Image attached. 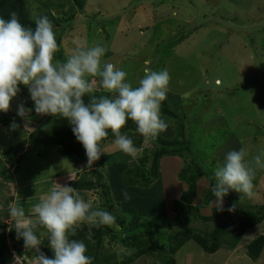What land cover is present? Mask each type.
Wrapping results in <instances>:
<instances>
[{"label":"rangeland","instance_id":"374dc122","mask_svg":"<svg viewBox=\"0 0 264 264\" xmlns=\"http://www.w3.org/2000/svg\"><path fill=\"white\" fill-rule=\"evenodd\" d=\"M27 1L33 18L49 10L45 4L52 5L50 10L59 16H65L58 11L60 5L64 12L69 8V0L66 3L64 0ZM71 1L74 4V0ZM149 1L86 0L84 14L61 25L62 61L72 54L75 48L72 41L79 38L86 47L104 46L107 51L102 64L110 62L127 71L134 85L143 76L145 60H151V67L156 71L168 70L167 100L174 110L184 111L187 137L191 143L189 156L200 161L206 171L205 184L200 181L197 205L201 206V212L211 213L215 200L209 206L205 203V195L215 183V165L222 163L225 154L231 150L245 148L247 159L251 161L264 149V0H154L152 5H148ZM23 87L26 88L25 93L20 91L5 115L19 125L17 105L24 102L26 107L33 108L27 121L20 119L24 130L21 138L13 137L0 121V127L3 126L0 128V224H7V234L10 229H15L9 212V205H13L15 199L25 213H34L32 209L41 197H47L57 182L63 184L69 180L65 173L74 166L68 165H75L76 169L82 167L69 162L58 148L50 144H38L29 151L25 150L19 169H10L8 161L6 164L2 162L1 158L5 161L10 157L18 159L19 142L27 141L32 131L50 127L55 120L54 116L35 113L28 87ZM97 90L109 98L116 95L107 93L99 83ZM161 115L167 123L171 122L174 130L169 131L168 127L162 134L175 136L178 121ZM114 140L102 142L105 154L88 171L85 168L78 174L93 178L91 170L101 171L115 196L121 198L123 206L129 203L141 205L142 202L129 191L131 200L124 199L122 192L125 190L121 189L123 185L120 182L122 167L119 164L125 166L124 162L138 158L141 152L135 158L128 156L116 147ZM145 146L151 149L152 145L146 142ZM10 147H13L11 152L5 156L3 150ZM172 168L176 169V166ZM172 168L163 170L162 187L157 185L156 192L149 196L156 206L159 205L156 200L175 197L176 193L168 194L167 190L169 184L174 188L176 181ZM80 176L74 174L71 179ZM256 176L254 196L249 199L245 195L240 200L241 194L232 191V201L239 204L238 209L229 215L223 214L210 224L234 226L240 212H246L255 205H264V169H257ZM82 197L85 201H92L95 207L103 202L99 193L93 190L84 192ZM229 204L225 198L224 208ZM165 213L167 216L168 212L160 210L155 216H164ZM32 215L33 218L26 217L34 224L39 223L38 217ZM207 225L200 220L191 223L195 230L204 229ZM258 225L249 229L238 243L225 241L214 254L205 252L191 240L176 254V264H264V250L257 261L247 254V245L257 235L264 234V221ZM7 241L10 245L14 243L9 236ZM41 241L42 250L44 244ZM105 244L109 253L115 251L121 258L126 253H133L110 243L109 239ZM28 251L35 255L34 250L24 247V255L27 256ZM143 259L132 264H142Z\"/></svg>","mask_w":264,"mask_h":264},{"label":"clouds","instance_id":"9594fccd","mask_svg":"<svg viewBox=\"0 0 264 264\" xmlns=\"http://www.w3.org/2000/svg\"><path fill=\"white\" fill-rule=\"evenodd\" d=\"M34 23V28L25 26L15 11L10 12V19L0 17V113L10 111L21 84L28 87L38 116L69 120L77 141L85 149L86 168H91L105 154L102 141L107 138L108 130L114 134V143L120 151L133 158L137 156L140 149L127 132H121L129 119L146 141L156 139L168 129L161 115V105L169 91L167 69L156 71L151 60H145L143 76L134 85L127 71L110 62L102 64L107 51L104 46L86 47L79 38L72 41L75 45L72 54L61 61L56 59L61 46L53 23L47 16L35 17ZM97 83L107 93L116 95L97 97ZM32 111L24 102L17 105V115L26 121ZM18 127L16 121L9 126L13 131ZM247 156V150L241 147L227 152L223 162L215 165L211 192L217 210L225 211V197L232 191L241 194L240 200L245 195L249 199L254 196L253 180L257 169H264V149L251 161ZM122 195L125 200L132 198L127 191ZM236 208L237 203H233L227 211L234 213ZM32 211L49 233L52 257L41 250L42 241L33 230L36 225L26 217L25 209L9 205L17 239H23L25 249L37 253L36 257L23 256L35 257L36 264H93L94 258L87 255L84 240L72 238L77 228L83 223L89 229L116 223L114 215L95 207L90 200L85 201L68 184L54 185ZM258 228L262 230L260 225Z\"/></svg>","mask_w":264,"mask_h":264},{"label":"trees","instance_id":"16d2710c","mask_svg":"<svg viewBox=\"0 0 264 264\" xmlns=\"http://www.w3.org/2000/svg\"><path fill=\"white\" fill-rule=\"evenodd\" d=\"M66 3L67 1L64 0ZM63 2V3H64ZM68 3V10L63 11L62 5L59 6V13H64L65 16L55 15L51 9L52 5L45 4L49 10L43 12L40 16H47L54 25L56 32L57 43L62 46L61 25L63 23L72 22L79 14L83 15L86 9V0H74V4ZM154 0H150L148 5H152ZM64 5V4H63ZM15 11L20 17V21L25 26L35 27L34 18L28 6L27 0H0V17L10 19V12ZM63 52L56 53V59L62 61ZM21 92L25 93L26 88L23 84L20 85ZM97 97L102 96L97 90ZM87 102L89 97H84ZM7 114V113H6ZM5 113H0L1 123L7 127L13 137L19 138L23 135L24 130L20 122L21 117L16 116L19 127L16 130L9 128L12 120ZM161 114L167 115L170 119H176L177 126L175 127L176 135L166 137L162 133L156 139L145 140L142 135L135 131L136 124L128 120L126 126L121 130L122 134L127 132L133 139L134 144L140 149V156L132 159L123 166H120L122 177L121 189L129 191L131 195H135L141 205L129 203L123 206L118 195L112 191L110 184L106 181L103 172H90L93 178L82 175L75 180H71L70 186L74 187L81 196L84 192L93 190L99 193L103 202L99 208L109 211L116 217V223L112 226L92 227L89 229L88 224H82L77 228V234L74 239L84 240L88 252L87 255L93 257V264H132L138 259L144 258L142 264H176V254L189 241L196 242L205 252L209 254L216 253L222 243L231 241L234 244L238 243L246 232L264 221V205H255L246 212H240L235 218L238 220L236 225L226 224H210V221L217 220L223 214L229 215L231 212L227 208L233 205V196L231 192L225 198L230 201V204L225 208V211L217 210V206L212 207L211 213L201 212V206L197 205L198 197L200 196V181L205 184L204 178L206 171L202 163L193 157L190 158L189 151L191 143L187 137V128L185 124L184 111L174 110L166 99L161 105ZM4 115V117H2ZM169 131H173L171 122L168 123ZM29 139L19 142L17 145L20 148L18 159L7 158L8 165L11 169H18L19 162L22 161L24 151L31 149L38 144H50L58 148L59 152L71 163L78 166L87 164V156L83 145L77 141L70 122L66 118L55 117L53 125L45 129L32 131L29 134ZM21 138V137H20ZM115 139L111 130H108L107 138L102 141L103 144ZM146 142L151 143V149L145 146ZM10 149H4L5 156L11 152ZM139 154V153H138ZM164 161H166L164 163ZM176 169H173V166ZM175 173L174 188L171 184L168 187V194H175V197L161 198L156 200L159 205L153 204L149 196L154 194L157 185L162 187L163 170L171 169ZM89 174V173H88ZM87 174V175H88ZM109 176V175H108ZM257 177V176H256ZM256 178L253 182L257 181ZM164 184V183H163ZM166 190V192H167ZM14 200V197H11ZM215 200L211 192V188L205 195V203L209 206ZM19 205V204H18ZM140 206V207H139ZM239 204H237L238 209ZM19 207V206H18ZM168 212L164 216H155L159 211ZM28 214V213H27ZM8 216V215H7ZM31 217V215H27ZM193 219V220H192ZM194 220H200L209 224L204 229L195 230L191 223ZM33 229L37 236L43 240L42 251L49 257H52L53 251L48 246L49 233L47 229L40 223L35 224ZM7 224H0V264H10L13 262V255L7 242L9 236L14 241V246L17 252L21 255L24 252L23 239H17L15 229H11L9 234L6 232ZM209 227V228H208ZM211 227V228H210ZM43 234V235H41ZM118 244L123 249L132 250V254H124L123 258L116 254L115 251L109 253L106 248L105 240ZM111 249V248H110ZM264 250V234L257 235L248 245L247 254L249 258L257 261ZM28 256H37L31 252L26 253ZM153 261V262H151Z\"/></svg>","mask_w":264,"mask_h":264},{"label":"crops","instance_id":"0c3cea01","mask_svg":"<svg viewBox=\"0 0 264 264\" xmlns=\"http://www.w3.org/2000/svg\"><path fill=\"white\" fill-rule=\"evenodd\" d=\"M4 126V125H3ZM3 126L2 127H0V128H3ZM5 127V126H4ZM7 129V128H6ZM9 132V131H8ZM1 160H2V162L3 163H7V161L8 160H6L5 161V159H2L1 158ZM7 166V165H6ZM71 166H74V167H71ZM68 167H71V168H69L68 170H69V173L67 172V173H65V174H68V175H66L65 177H67V178H69V180H67L66 182H64L63 184H68V185H70L71 183V178H72V176L74 175V174H76V175H79L80 176V174H78L79 172H80V170L82 171V170H85V166H82V167H78L77 169H79V170H77L76 169V167H75V165H68ZM10 168V167H9ZM11 169V168H10ZM19 169V168H18ZM87 169V171L89 170L88 168H86ZM17 171V170H16ZM77 171V172H76ZM14 176V175H13ZM30 178V177H29ZM14 181V180H13ZM30 181H31V179H30ZM62 184V185H63ZM24 185V184H23ZM60 184L57 182L56 183V186H59ZM48 194H49V192H48ZM43 198H46V197H43ZM42 197H41V200L43 199ZM40 200V201H41ZM39 201V200H38ZM13 206H17L18 207V201H16V199H15V202H14V204H13ZM27 213V212H26ZM32 214H35V213H32V212H29L28 214H26V216L27 215H32ZM32 216H34V215H32ZM35 216H37L36 214H35ZM31 218H33V217H31Z\"/></svg>","mask_w":264,"mask_h":264},{"label":"built area","instance_id":"2783aa9c","mask_svg":"<svg viewBox=\"0 0 264 264\" xmlns=\"http://www.w3.org/2000/svg\"><path fill=\"white\" fill-rule=\"evenodd\" d=\"M8 245L10 248V252L12 253V255L14 257L12 264H36V258L35 257L30 258V257H25V256L19 254L17 252L15 246H14V243H13V245H10V244H8Z\"/></svg>","mask_w":264,"mask_h":264}]
</instances>
